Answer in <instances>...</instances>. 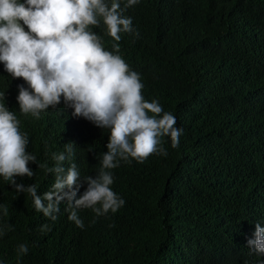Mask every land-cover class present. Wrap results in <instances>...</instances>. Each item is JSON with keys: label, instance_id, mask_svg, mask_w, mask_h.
<instances>
[{"label": "trees", "instance_id": "trees-1", "mask_svg": "<svg viewBox=\"0 0 264 264\" xmlns=\"http://www.w3.org/2000/svg\"><path fill=\"white\" fill-rule=\"evenodd\" d=\"M125 15L139 36L122 34L119 54L141 74L145 99L176 116L179 148L166 139L167 157L122 162L112 188L125 205L100 218L81 210L83 229L64 204L52 221L0 177L3 222L14 227L0 238V260L17 264L16 248L27 243L22 264H264L247 248L256 222L264 227V0H141ZM93 31L112 51L103 25ZM23 83L0 63L3 102L20 119L37 163L52 167V153L74 142L65 167L75 162L82 176L95 175L108 130L63 104L40 119L24 116L16 99ZM29 167L36 175L17 181L43 195L55 175ZM44 224L51 231L41 233Z\"/></svg>", "mask_w": 264, "mask_h": 264}, {"label": "clouds", "instance_id": "clouds-1", "mask_svg": "<svg viewBox=\"0 0 264 264\" xmlns=\"http://www.w3.org/2000/svg\"><path fill=\"white\" fill-rule=\"evenodd\" d=\"M140 2L0 0V63L12 79L24 81L17 86L20 113L40 119L42 113L63 104L65 109H72L73 117L109 132L107 151L98 154L100 167L95 175L82 176L75 162L65 167L75 155L74 142L66 143L65 151L52 153V167L39 164L36 155L28 151L30 139L21 130L20 119L3 102L6 95L0 92V177L18 194L30 195L35 210L52 221L59 218L61 204L69 221L81 229L85 226L81 210H90L95 218L116 214L126 201L112 188L113 170L122 162L143 164L152 156L167 157L166 139L173 149L180 146L183 129L177 127L176 116L165 111L159 100L145 99L141 74L119 54L122 34L139 36L132 18L125 13ZM102 25L114 41L112 51L105 49L103 38L93 31ZM30 163L55 175L50 190L43 195L38 194L36 184L17 181L36 175ZM0 209L2 238L14 227L3 222L8 208L0 204ZM39 230L47 233L51 227L44 224ZM247 248L250 254L264 256L261 223L256 222ZM28 253V244H19L17 264H22Z\"/></svg>", "mask_w": 264, "mask_h": 264}]
</instances>
